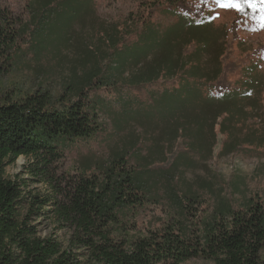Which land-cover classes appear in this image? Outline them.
<instances>
[{
	"label": "trees",
	"instance_id": "1",
	"mask_svg": "<svg viewBox=\"0 0 264 264\" xmlns=\"http://www.w3.org/2000/svg\"><path fill=\"white\" fill-rule=\"evenodd\" d=\"M38 1L28 2L31 16ZM243 1L242 9H246ZM151 2L154 10H166L177 20L166 28L151 19L144 20L150 29L141 42L133 43V47H140L134 58L127 57L137 66L135 72H123L118 85L114 80L117 60L101 65L97 53H80L82 72L73 70L71 81L58 97L42 83L33 91L15 89L5 93L1 89L6 73L32 66L34 61L40 66L43 59L32 52V46H22L21 33L14 30L15 26L10 28L7 15L0 23V264H182L193 258L212 260L214 264H264V202L260 199L250 197L238 208L222 205L212 222L204 225L190 226L181 217H173L157 230L136 234L129 232L122 219H127L129 212L132 215L137 204L142 206L150 199L143 190L140 172L136 173L126 155L86 156L79 164L78 176L67 179L63 187L51 170L70 143L89 139L103 130L98 121L100 103L90 98L92 92L103 87L122 86L135 93L163 79L165 85L172 79L180 83L189 77L192 79L182 84L186 82L188 89L195 91L190 97L195 107L191 104L189 111L196 118L201 150L212 152L217 128L231 143L241 141L243 133H256V129L246 128V122L263 113L262 92L254 91L263 77L241 69V78H227L229 31L213 25V17L204 10L188 8L186 0ZM141 17L137 19L143 20L144 15ZM165 31L171 34L162 38ZM112 37L108 34L106 40L111 42ZM241 84L247 86L243 91ZM168 88L161 90L160 96H172ZM127 99L119 101L122 108L132 100ZM169 134L176 136L171 124L163 125L158 133L159 137ZM165 140L155 143L158 153L164 149ZM20 156L33 157L36 164L29 165L28 172L53 189L50 196H33L26 214L22 213L28 199L22 188L24 181L5 177L6 168ZM186 199L185 204L200 203L198 194ZM48 204L54 206L53 211L44 210ZM186 211L188 207L183 205V216ZM51 212L60 224L73 230L66 249L52 237L37 236L30 224L32 216ZM75 248L87 250L85 261L79 260Z\"/></svg>",
	"mask_w": 264,
	"mask_h": 264
},
{
	"label": "rangeland",
	"instance_id": "2",
	"mask_svg": "<svg viewBox=\"0 0 264 264\" xmlns=\"http://www.w3.org/2000/svg\"><path fill=\"white\" fill-rule=\"evenodd\" d=\"M151 1L40 0L31 16L29 0H0V23L7 15L10 28L15 26L14 30L21 33L22 46H32V52L43 59L40 66L34 61L32 66H22L6 73L1 89L5 93H12L15 89L33 91L42 83L54 97H58L71 81L73 70L82 72L80 53H97L101 65L117 60L114 80L120 85L123 72L134 73L137 69L132 58L127 57L134 58L140 47H133V43L141 42L140 38L150 29L144 20L151 19L157 26L165 28L177 20L167 15L166 10H154ZM243 2L246 5L243 10L221 6L217 0H186V5L190 9L204 10L213 17V25L229 31L227 78L230 81L241 78V69L262 75L261 86L255 84L254 91L262 92L264 108V0H253L254 7L246 0ZM141 15H144L143 20H138ZM116 30H120L118 36ZM31 33L33 40H29ZM108 34L113 36L111 42L106 40ZM169 34L171 31H165L162 38L169 37ZM2 39L3 35H0V41ZM113 52H116L114 58ZM191 79L186 77L180 83L172 79L165 85L163 79L135 93L122 86L103 87L92 92L93 103H100L98 107L102 113L99 112L98 121L103 130L89 139L70 143L62 159L52 167L62 187L67 179L78 176L79 164L86 156L113 158L126 155L136 173L140 172L143 190L151 200L142 206L137 204L133 214L129 212L127 219H122L129 232L136 234L157 230L173 217H181L190 226L191 223L204 225L212 222L215 211L222 205L238 208L250 197L264 202V110L246 122L247 129H256L253 136L243 133L241 141L231 143V139L217 128L213 150L206 153L197 144L200 137L194 124L196 118L189 111L191 104L195 107V100H190L195 91L192 93L186 82L182 84ZM168 86L173 95L160 96L161 90ZM245 88L247 86L241 84V91ZM129 97L132 100L122 108L119 101ZM165 124L174 126L176 136L159 137L158 133ZM164 139L165 147L158 153L155 143ZM112 149L116 152L111 153ZM19 159L21 164H18ZM34 161L33 157L20 156L6 168L7 179L24 181L22 188L28 199L23 214L29 210L33 196L44 198L53 193L46 181L28 172V166L36 164ZM196 194L200 203L185 204L186 198ZM183 205L188 207L186 216H183ZM53 207L48 204L44 210L53 211ZM30 224L37 236L52 237L61 243L63 249L70 245L72 228L60 224L53 212L32 216ZM74 252L78 253L80 261L87 259L86 249L75 248ZM182 264H214V261L193 258Z\"/></svg>",
	"mask_w": 264,
	"mask_h": 264
},
{
	"label": "snow or ice",
	"instance_id": "3",
	"mask_svg": "<svg viewBox=\"0 0 264 264\" xmlns=\"http://www.w3.org/2000/svg\"><path fill=\"white\" fill-rule=\"evenodd\" d=\"M246 2L249 4V6H252V7L255 6V4L253 3V0H246ZM217 3L221 4V6H224V7H234V8H237L238 10H243L242 5L239 2V0H228L227 3H224L223 0H217Z\"/></svg>",
	"mask_w": 264,
	"mask_h": 264
},
{
	"label": "bare ground",
	"instance_id": "4",
	"mask_svg": "<svg viewBox=\"0 0 264 264\" xmlns=\"http://www.w3.org/2000/svg\"><path fill=\"white\" fill-rule=\"evenodd\" d=\"M21 163H22V161H21V159H19L18 164H21Z\"/></svg>",
	"mask_w": 264,
	"mask_h": 264
}]
</instances>
